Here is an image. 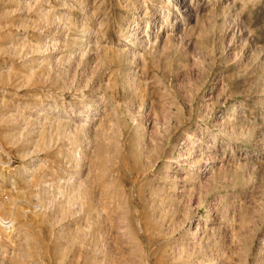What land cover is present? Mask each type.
<instances>
[{
  "label": "rangeland",
  "instance_id": "1",
  "mask_svg": "<svg viewBox=\"0 0 264 264\" xmlns=\"http://www.w3.org/2000/svg\"><path fill=\"white\" fill-rule=\"evenodd\" d=\"M178 1L0 0V264H264V0Z\"/></svg>",
  "mask_w": 264,
  "mask_h": 264
},
{
  "label": "bare ground",
  "instance_id": "2",
  "mask_svg": "<svg viewBox=\"0 0 264 264\" xmlns=\"http://www.w3.org/2000/svg\"><path fill=\"white\" fill-rule=\"evenodd\" d=\"M182 2H183V0H179V1H178L179 4H182ZM185 5H186V4H185ZM186 6H187V5H186ZM189 6H190V5H189ZM190 9H191V8H190ZM181 16H182V18H183L184 15L181 13ZM182 18H181V21H182ZM183 21H184V18H183ZM135 55H136V54H135ZM135 55H134V56H135ZM66 88H67V87H66ZM185 111H186V110H185ZM170 121H171V120H170ZM168 127H169V126H168ZM171 127H172V126H171ZM167 130H168V129H167ZM160 131H162V130H160ZM157 132H158V131H157ZM166 132H168V131H166ZM166 132H163V133H166ZM160 133H161V132H160ZM161 134H162V133H161ZM159 135H160V134H159ZM157 136H158V135L156 134V138H157ZM160 136H161V135H160ZM160 136H159V138H160ZM162 136H163V135H162ZM166 136H167V135H166ZM170 136H171V134H170ZM164 137H165V136H164ZM171 137H172V136H171ZM163 140H164V139H163ZM167 140H168V139H167ZM157 142H158V141H157ZM161 143H162V142H161ZM158 144H159V143H158ZM157 150H158V149H157ZM165 150H166V149H165ZM164 152H165V151H164ZM159 153H160V152H159ZM185 153H186V152H185ZM186 155H187V154H186ZM158 156H159V155H158ZM179 156H180V155H178V157H179ZM184 156H185V155H184ZM157 159H158V157H157ZM158 160H159V159H158ZM188 161L190 162V159H189ZM186 162H187V161H186ZM189 162H188V164H189ZM1 215H2V214H1ZM1 215H0V217H2ZM2 219H3V218H2ZM0 222H1V221H0ZM2 222H3V221H2ZM3 223H5V224L7 225L6 222H3ZM5 227H6V226H5ZM90 233H92V231H90Z\"/></svg>",
  "mask_w": 264,
  "mask_h": 264
}]
</instances>
